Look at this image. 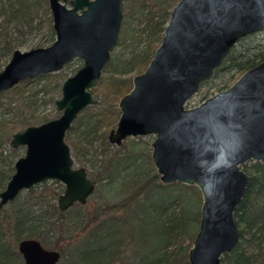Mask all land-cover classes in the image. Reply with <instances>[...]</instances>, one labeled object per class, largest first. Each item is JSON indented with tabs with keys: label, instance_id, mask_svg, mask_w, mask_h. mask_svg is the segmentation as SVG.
<instances>
[{
	"label": "water",
	"instance_id": "water-1",
	"mask_svg": "<svg viewBox=\"0 0 264 264\" xmlns=\"http://www.w3.org/2000/svg\"><path fill=\"white\" fill-rule=\"evenodd\" d=\"M122 0H46L54 34L45 48L12 52L0 71V96L20 82L54 74L74 58L82 66L63 80L55 119L12 134L9 147H23L0 192V211L22 192L46 182L63 187L56 208L85 205L94 190L75 168L66 132L86 107L116 46ZM264 30V0H179L170 10L158 46L145 70L131 79L116 104L119 116L106 141L153 136L150 161L158 182L194 187L200 196L197 231L188 264H220L236 246L233 214L248 184L242 167L264 164V60L226 89L187 108L200 85L241 39ZM23 264H57L60 255L34 239L16 245Z\"/></svg>",
	"mask_w": 264,
	"mask_h": 264
},
{
	"label": "trees",
	"instance_id": "trees-1",
	"mask_svg": "<svg viewBox=\"0 0 264 264\" xmlns=\"http://www.w3.org/2000/svg\"><path fill=\"white\" fill-rule=\"evenodd\" d=\"M174 1L168 0L164 5L165 0H153L155 9L149 13L153 20V25L149 27L148 32L150 40L142 51L131 53L124 65L126 71L139 75L145 70L153 51L160 42L167 22L163 16H166V11L172 5L170 2ZM33 4L41 9L44 15H48L44 21L45 30L52 39L54 34L46 0H33ZM22 9V6L18 7L7 0H0V56L5 59L3 66L12 52L18 50L22 44L13 38V35L21 34L23 28L20 22ZM29 21L25 23L26 26ZM125 24L127 23L124 20L120 37L118 36L119 45L125 42ZM254 35L251 34L239 40L214 70L212 77L204 81L200 87H204L205 84L213 85L216 80L222 79L231 72L240 73L241 76L245 71L264 60V53L249 55L253 48L247 47L245 41L252 39ZM112 62L113 60H110L107 64L109 68L113 67ZM58 77L57 74H47L24 80L6 92L10 93L15 104L11 107L7 105L4 109L11 114L7 122L8 132L4 141L26 127L36 126L57 118V116L45 117L37 123V118L32 114L34 111L32 107L38 102L35 95L39 91H44L45 88L29 90V93H25L24 85L32 80L51 81L53 79L57 83V79L60 80ZM130 88L129 80L108 76L103 89L99 92V104L87 107L76 117L64 137V142L72 149V156L76 163L82 165L84 157L80 128L90 126L91 130L102 129L103 133L108 128L112 129L119 116L116 109L117 98L127 93ZM226 88L218 89L217 92ZM40 103L42 102L38 104ZM126 150L127 147L123 146L99 167L92 168L97 183L105 181L110 186L115 184L116 179L120 177L119 193L128 196L119 204L106 208L108 211L121 212V217L115 223L111 220L98 221L93 228L85 231V236L77 247L70 249L69 254L64 253L58 247L57 240L64 237L67 241L73 240L72 233L76 232L73 221L78 219L82 208L75 204L73 209L59 212L55 203L59 195L49 190L47 183H43L22 192L23 194L20 193L21 195L19 194L12 203L0 211V264H23L16 251L17 243L23 239L37 240L43 248L58 252L60 259L69 258L71 264H114L118 254L122 253L123 247L131 248L130 250L138 258L137 264H188L186 250L189 244L183 245L185 241L191 243L193 239L190 226L195 230L194 225L198 223L199 211L196 209L188 213L185 210L184 199L188 196L195 197L196 189H190L178 183L160 184L156 175L150 174L149 157H145L144 154L132 148L129 151ZM12 151L11 159L5 164L6 169L0 168V192L13 174L15 150ZM143 162L145 170L139 172L138 168L142 167ZM0 164L2 166L1 161ZM242 171L248 177V184L245 195L233 214L239 231V239L234 249L221 258L220 264H259V255L251 253L249 246L254 244L256 247V245L264 244V164L250 162L242 167ZM54 183L58 188L62 187L59 183ZM187 190L191 192L188 194ZM135 198H142V200L134 204L131 210L130 205ZM174 212H178L177 216L173 214ZM133 220H136L137 224H134ZM189 223L190 225L187 226ZM132 228L136 235L132 233L126 235V231L129 232ZM125 235L127 245L123 244ZM171 240H174L176 244L172 250H169Z\"/></svg>",
	"mask_w": 264,
	"mask_h": 264
},
{
	"label": "rangeland",
	"instance_id": "rangeland-1",
	"mask_svg": "<svg viewBox=\"0 0 264 264\" xmlns=\"http://www.w3.org/2000/svg\"><path fill=\"white\" fill-rule=\"evenodd\" d=\"M13 3L15 5L22 6V13L20 17V22L23 26L21 30V34L13 35L14 40L17 42H21V46L18 48L19 51L24 52L28 51L30 49L34 48H45L48 47L54 40V37L52 39L49 38V36L46 34L45 30V19L46 15H44L43 11L37 6L33 4V0H7V2ZM70 0H64L62 3L65 7H69ZM179 0H175L174 2H170V5H172L168 8L166 11V16H163L165 20L167 21L168 14L171 10V7L176 4ZM168 2V0H165L164 5ZM155 7V4L153 0H122L121 1V12H122V21L120 25V30L123 21L127 24H125V42L119 45H117L112 49L110 52V60H113V67L109 68L108 66L103 69L101 72L99 80L90 88L89 93H91L92 99L96 102V104H99L100 101V94L99 92L103 89L104 83L106 78L108 76H113L116 79L121 80H129V83L131 84L132 77L136 76L134 72H128L126 71L124 65L126 61L129 59V56L132 52H139L142 51L146 44L149 42L148 32L149 27L153 25V20L151 19V16H149L150 11H152ZM124 13L126 14V17L124 18ZM29 21L28 26L25 25L26 22ZM155 20V19H154ZM128 25V26H127ZM120 30H119V37H120ZM119 42V41H118ZM154 44V43H153ZM250 44V45H249ZM155 45V44H154ZM245 45L247 47L253 48L249 53V55H253L256 53H264V30H261L257 33H255L254 37L252 39H248L245 41ZM109 60V61H110ZM5 62V59L0 56V69L4 67L3 64ZM82 66V61L78 58H74L66 64L63 69L57 73L60 78V80L57 79V83L52 79L51 81H37L32 80L26 85H24V92L29 93L28 91H35L39 90L41 88H45L44 91H39L35 98L38 100V102L32 107L34 108V111L32 114L37 118L38 122L42 121V118H50L54 116H59V113L55 112V106L54 102L59 98V88L60 84L63 80L66 78L72 76L80 67ZM240 77V73L231 72L230 74L225 75L222 77V79L216 80L213 85H206L204 87H200L197 94L194 95L189 99V101L186 104L187 108H192L198 106L201 102L204 101V99L214 95L217 93L218 89H222L224 87L230 86L234 81H236ZM121 97V96H120ZM117 98L118 99L120 98ZM42 102L38 104L39 102ZM14 101L10 95V93H6L0 97V161L2 162V166L0 164V168L6 169L5 164L11 159L12 156V150L14 151L15 159H18L19 157H22L24 154V148L20 147L17 149H11L9 147V141L11 137L7 141H4L6 139V133L8 132V129L6 126H8L7 122L11 118V114L7 113L4 109H6L7 105L14 106ZM117 104V102H116ZM117 109V108H116ZM115 126V124H114ZM113 126V127H114ZM112 127V128H113ZM111 128H108L106 131L100 129L98 131H94L90 129V126L88 127H81L80 130L82 132L81 134V144L84 146V157H83V164L79 165L75 162V159L72 156V149L70 146V155L73 159V164L75 168H83L86 172V175L90 181H94V191L91 194V196L87 199L85 205L81 206V210L79 212L78 219H75L73 222V226L76 230V232L73 234V240L67 241L64 237L63 239L57 240V245L64 253L69 254L70 249L73 247H77L82 240V238L85 236V231L93 228L94 225L100 220H111L112 223H115L117 219L121 217V212H112L108 211L107 207H112L117 204H119L122 200L126 199L128 196H123L121 193H119V184H120V177L116 179V183L108 186V184L105 181L96 182L95 181V172L92 171V168L99 167L102 162L108 160L112 154L118 149H121L123 146L127 147L126 151H129L131 148L135 151L141 152L144 154V156H148L150 159V144L153 141V136H147V137H141V138H128L126 139L120 147H115L107 143L106 136ZM123 152V151H122ZM143 156V157H144ZM151 163V161H150ZM92 165V167H90ZM150 174L156 175L155 170L152 167H150ZM1 170V169H0ZM145 170L144 162L142 164V167L138 168V171ZM120 176V175H119ZM157 177V176H156ZM158 181V178H157ZM47 188L49 190H53V192L57 193V195H60L63 191V187L58 188L56 183L54 182H46ZM188 188H194V187H188ZM191 191L187 190L186 193H190ZM194 196H188L185 197V210L188 213L196 211V209L199 211L200 207V196L197 190L194 191ZM23 194V193H21ZM20 194V195H21ZM141 199H134L132 200V204L130 205V209L133 210V205L137 202H140ZM198 200V201H197ZM56 203V200H55ZM73 209V208H71ZM191 211V212H190ZM175 216H177L178 212L173 213ZM133 220L134 224H137V221ZM187 224V226H189ZM195 226V230H193L192 226H190L191 232L193 231V236L195 235L197 231V223ZM86 229V230H83ZM129 235L132 233L135 234L134 229H130L126 231V235ZM125 235V236H126ZM55 240V239H54ZM54 240L52 242H54ZM193 240V239H192ZM123 244L126 243L127 245V236L123 239ZM192 242V241H191ZM151 241L148 243L150 245ZM171 245L169 246V250H172L175 246L176 242L174 240H171ZM189 244L188 249L191 246V243L188 241L184 242L183 246H187ZM256 245V243H255ZM130 247H123L121 249V254H118V257L116 258V261L114 264H137L138 258L135 256L134 252L130 250ZM187 249V250H188ZM186 250V251H187ZM249 250L251 253L258 254L259 264H264V244H261L259 246L254 244L249 246ZM65 257V256H64ZM57 264H71V261H69V258L60 259Z\"/></svg>",
	"mask_w": 264,
	"mask_h": 264
},
{
	"label": "flooded vegetation",
	"instance_id": "flooded-vegetation-1",
	"mask_svg": "<svg viewBox=\"0 0 264 264\" xmlns=\"http://www.w3.org/2000/svg\"><path fill=\"white\" fill-rule=\"evenodd\" d=\"M120 25H121V24H120ZM119 30H120V29H119ZM118 36H119V34H118ZM117 42H118V40H117ZM116 45H117V43H116ZM109 60H110V57H109ZM108 63H109V61H108ZM108 63H107V64H108ZM106 66H107V65H106ZM199 88H200V87H199ZM3 95H4V94H3ZM0 97H1V96H0ZM88 107H89V106H88ZM86 108H87V107H86ZM86 108H85V109H86ZM77 116H78V115H77ZM16 149H17V148H16ZM73 206H74V205H73ZM71 208H72V207H71Z\"/></svg>",
	"mask_w": 264,
	"mask_h": 264
}]
</instances>
